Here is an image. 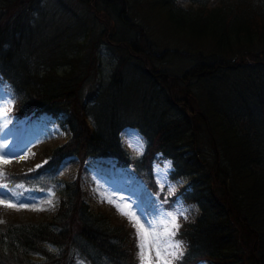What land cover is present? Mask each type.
<instances>
[{
  "label": "trees",
  "instance_id": "trees-1",
  "mask_svg": "<svg viewBox=\"0 0 264 264\" xmlns=\"http://www.w3.org/2000/svg\"><path fill=\"white\" fill-rule=\"evenodd\" d=\"M187 1L0 0V80L27 124L62 115L68 132L42 167L0 164L9 188L61 194L54 213L0 223V264H139L133 234L81 199L79 171L56 173L67 156L111 158L163 200L153 153L187 179L178 194L198 210L179 228L176 264H264V0ZM103 46L114 61L105 77ZM126 126L146 141L133 167Z\"/></svg>",
  "mask_w": 264,
  "mask_h": 264
},
{
  "label": "rangeland",
  "instance_id": "rangeland-1",
  "mask_svg": "<svg viewBox=\"0 0 264 264\" xmlns=\"http://www.w3.org/2000/svg\"><path fill=\"white\" fill-rule=\"evenodd\" d=\"M216 2L218 0H207V5L212 6ZM176 3L179 6L190 4L187 0H176ZM157 24V22L152 23L151 28L155 29ZM161 30H164L162 25L159 26V31ZM168 40L178 42L177 45L180 46L184 44L182 42L183 39L175 36V34L171 35ZM184 42L187 43L188 41ZM99 61L103 77L108 76L114 61L111 58V52L105 46L99 50ZM101 80L104 81V78L101 77ZM0 105H6L8 108L7 115H0V144L7 145V148H0V155L10 153L3 156V159L10 162L4 164L3 160H0V164L22 173L30 172V169H36L37 165L43 164L46 160L47 151L65 139L67 130L63 127V117L39 114L27 124L26 119L31 114L20 115V113L25 112V108L17 102L16 95L8 84L1 80ZM16 108L19 110H16ZM0 111H3V108H0ZM138 132V130L133 129L124 130L121 136V142L127 157L124 156L130 162L131 167H133L132 162L139 158L145 148V138L140 136ZM140 170L145 171L143 170V165L140 166ZM75 171H79L78 185L81 199L95 211L104 210L112 221L123 223L125 228L134 236L136 256L138 252L136 229L133 227L130 217L122 214L116 205H119L126 212L135 213L143 222L145 213L150 219L155 217L157 215L155 205L167 199V203L163 204L165 211H175L177 213L183 211L187 216V219L179 217L178 223L180 227L182 223L191 222L198 213L195 204L184 202L178 194L181 187L186 184L187 179L181 177L171 178L169 176L171 173L170 160L161 158L158 155L153 160L152 173L153 181L156 182L158 190L162 185L166 188L163 200L160 199L157 193L149 191L143 180L111 158L92 157L84 160L79 165L78 160L70 156L62 160L58 166L56 178L72 180L76 175ZM12 187L10 188L11 190L16 193L24 192V197L33 198L36 202L33 203L32 199H26L24 206L21 207L16 201L9 199L7 202L16 203L15 208H7L4 204H0V221H3V223L9 220H34L40 216L43 217L54 213L58 208L61 194L57 191L36 193L31 189H14V186ZM169 187H171L170 192ZM50 192L54 193V195H51ZM9 196H11V193H9ZM0 199H3V197H0ZM108 199H111L112 203H109ZM46 200H52L53 205H48L45 202ZM41 207L44 208L43 211L33 210ZM176 239L182 240L178 234ZM183 244L185 249L184 241ZM51 250L54 251V248L51 247ZM150 255V264H156L155 253L152 252ZM179 260L174 261L173 264H176ZM199 264L210 263L200 262Z\"/></svg>",
  "mask_w": 264,
  "mask_h": 264
},
{
  "label": "snow or ice",
  "instance_id": "snow-or-ice-1",
  "mask_svg": "<svg viewBox=\"0 0 264 264\" xmlns=\"http://www.w3.org/2000/svg\"><path fill=\"white\" fill-rule=\"evenodd\" d=\"M0 108H3V111H0V115H7V106L0 105ZM0 148H7V145L0 144ZM9 154L10 153H4L3 155H0V160H3L4 164L10 162L9 160L3 159L4 155ZM36 167L39 168L42 167V165H37ZM29 171H32V169ZM8 177L9 174L7 172L0 170V179L6 181ZM14 188L24 189V185L16 184L14 185ZM170 191L171 187H169V192ZM9 193H11V196H9ZM50 194L54 195V193L51 192ZM0 197H3V199H0V204H4L7 208H15L16 203H19L20 206L23 207L26 199H32L33 203L36 202L33 198L24 197L22 192L18 194L11 190L7 182H0ZM9 199L16 201V203L7 202ZM45 202L50 206L53 205L52 200H46ZM108 202L112 203V200L108 199ZM164 203H167V199L163 202H158L155 205L157 213L155 217L150 219L145 213L143 222L135 213L126 212L123 208H120L119 205H116L122 214L130 217L133 227L136 229L137 256L140 264H150V253L152 252L155 253L156 264H173L174 261L181 259L184 255L183 241L177 240L176 236L180 227L178 223L179 217L187 219V216L183 211H180L179 213L175 211H165L163 208ZM33 210L43 211L44 208H35ZM0 223H3V221H0Z\"/></svg>",
  "mask_w": 264,
  "mask_h": 264
},
{
  "label": "bare ground",
  "instance_id": "bare-ground-1",
  "mask_svg": "<svg viewBox=\"0 0 264 264\" xmlns=\"http://www.w3.org/2000/svg\"><path fill=\"white\" fill-rule=\"evenodd\" d=\"M122 130V129H121ZM121 130L118 132V134L121 132Z\"/></svg>",
  "mask_w": 264,
  "mask_h": 264
}]
</instances>
